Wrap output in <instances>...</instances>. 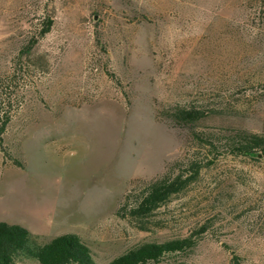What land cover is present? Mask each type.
I'll return each mask as SVG.
<instances>
[{"label": "rangeland", "instance_id": "1", "mask_svg": "<svg viewBox=\"0 0 264 264\" xmlns=\"http://www.w3.org/2000/svg\"><path fill=\"white\" fill-rule=\"evenodd\" d=\"M21 57L0 222L41 244L75 234L95 264L187 237L173 260L264 264V160L193 134L264 133V98L240 87L264 77V0H0V75ZM181 108L204 117L186 127ZM167 172L182 191L147 217L118 213Z\"/></svg>", "mask_w": 264, "mask_h": 264}, {"label": "trees", "instance_id": "2", "mask_svg": "<svg viewBox=\"0 0 264 264\" xmlns=\"http://www.w3.org/2000/svg\"><path fill=\"white\" fill-rule=\"evenodd\" d=\"M51 23L50 20L42 35L50 31ZM9 65V68L0 75V146H3V137L13 119V103L16 96L14 85L18 79L25 76L23 72L25 63L22 57L17 63L13 61ZM247 84L249 86H246ZM240 85L241 88L252 85L253 92L264 98V77L253 83L245 81ZM176 115L186 127L204 117L193 108H181L177 110ZM226 132L211 135L194 131L193 134L203 149H215L233 156L255 155L264 160V133L237 129ZM188 166L192 179H195L203 168L198 160L191 161ZM186 181L183 175L173 177L167 172L163 177L146 183L143 188L130 191L118 213L133 218L147 217L173 195L182 191ZM195 245L196 241L192 237L164 243H145L126 251L109 264H190L175 261L172 257L189 253ZM22 259L34 260L39 264H95L90 248L75 234L62 235L49 243L41 244L23 226L0 222V264H18ZM232 264L245 263L236 256Z\"/></svg>", "mask_w": 264, "mask_h": 264}]
</instances>
